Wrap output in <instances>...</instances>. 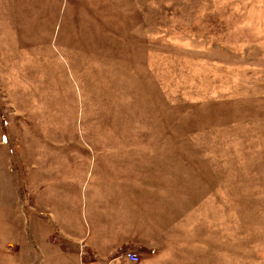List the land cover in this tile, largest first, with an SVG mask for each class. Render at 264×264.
Returning <instances> with one entry per match:
<instances>
[{
    "label": "rangeland",
    "instance_id": "obj_1",
    "mask_svg": "<svg viewBox=\"0 0 264 264\" xmlns=\"http://www.w3.org/2000/svg\"><path fill=\"white\" fill-rule=\"evenodd\" d=\"M0 264H264V0H0Z\"/></svg>",
    "mask_w": 264,
    "mask_h": 264
},
{
    "label": "built area",
    "instance_id": "obj_2",
    "mask_svg": "<svg viewBox=\"0 0 264 264\" xmlns=\"http://www.w3.org/2000/svg\"><path fill=\"white\" fill-rule=\"evenodd\" d=\"M128 257L131 259V260H137L138 259V254L134 251H129L127 253Z\"/></svg>",
    "mask_w": 264,
    "mask_h": 264
}]
</instances>
